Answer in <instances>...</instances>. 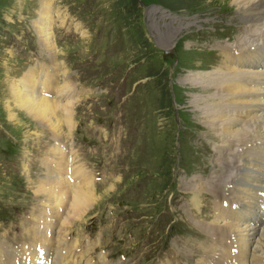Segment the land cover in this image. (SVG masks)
<instances>
[{
  "label": "rangeland",
  "instance_id": "374dc122",
  "mask_svg": "<svg viewBox=\"0 0 264 264\" xmlns=\"http://www.w3.org/2000/svg\"><path fill=\"white\" fill-rule=\"evenodd\" d=\"M42 1L54 57L35 27ZM238 24L233 0H0V264L42 260L52 241V262L63 250L69 264H196L215 246L205 227L215 222L216 196L185 189L210 177L218 143L192 104L200 91L188 77L215 71L225 55L219 43L234 41ZM30 71L34 87L45 76L74 87L75 127L69 138L63 129V143L97 193L120 180L85 220L59 233L39 188L50 176L49 151L62 141L24 113L14 122L7 105L12 82L26 84ZM248 201L258 204L251 218L263 217L264 193Z\"/></svg>",
  "mask_w": 264,
  "mask_h": 264
},
{
  "label": "bare ground",
  "instance_id": "6f19581e",
  "mask_svg": "<svg viewBox=\"0 0 264 264\" xmlns=\"http://www.w3.org/2000/svg\"><path fill=\"white\" fill-rule=\"evenodd\" d=\"M44 2H41L42 14L35 27L43 47L54 57L58 52L57 45L51 27L50 8ZM233 9L240 24L234 41L225 44L221 40L219 43L220 52L225 53L220 58L221 63L217 64L215 71L188 77V83L200 91L192 99V104L207 123V129L213 131L218 140L215 146H210L213 153V161L209 162L213 167L210 177L206 178L207 181L199 177L191 185H185L190 193L198 194L207 188L209 196H216L212 206L217 213L215 222L213 227H205V231L211 233V242L215 246L207 250L203 246L205 254L199 256L196 264H264V216L251 218L258 204L248 201L264 193V0H233ZM228 14L221 16L223 26L228 21ZM204 24L215 28L211 21L205 20ZM228 33L225 29L221 32L223 35ZM32 75L30 71L23 78L26 84L12 82L10 97L13 101L7 97L6 100H9L7 105L12 109L11 120L18 121L17 111L24 113L29 120L48 127L55 139L57 137L58 141H62L49 151L53 160L50 176L44 182L46 186L42 185L41 190L39 188V192H45V205L50 207L43 213L50 214L51 222L52 218L54 220L52 227L56 230L59 227V233L67 226L71 228L77 221L85 220L92 207L112 196L120 180L117 177L110 183L103 195L97 193L95 178L87 169L82 170L83 167L77 165L74 148L63 143V140L66 142L63 129H68L69 138L75 127L73 120L77 100L75 95L72 97L74 87L65 76L59 86L52 77L45 76L34 87L30 80ZM204 91L206 96L203 98L201 92ZM61 116L63 121L59 118ZM49 153H46L47 156ZM196 207L199 208L197 202ZM235 207H239L241 212L234 211ZM24 210L21 209V212L25 213ZM27 229L35 236V231ZM51 245L45 256L40 255L42 260L33 262L34 257L30 255L29 260L23 261V257L22 263L19 260L10 264H69L63 258V250L60 257L55 256L52 262Z\"/></svg>",
  "mask_w": 264,
  "mask_h": 264
}]
</instances>
